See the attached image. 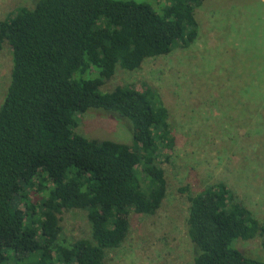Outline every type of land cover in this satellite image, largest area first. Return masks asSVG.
<instances>
[{"label": "trees", "instance_id": "16d2710c", "mask_svg": "<svg viewBox=\"0 0 264 264\" xmlns=\"http://www.w3.org/2000/svg\"><path fill=\"white\" fill-rule=\"evenodd\" d=\"M203 1L167 0L160 14L135 0H34L0 19V51L8 41L13 60L0 106V264H107V251L130 233L131 213L160 209V156L175 145L169 110L148 84L103 86L118 67L137 70L176 41L191 46ZM90 109L129 119L132 145L76 132ZM189 199L194 264H264L237 246L259 236L264 250V219L229 184ZM72 209L87 211L91 236L62 246L61 215Z\"/></svg>", "mask_w": 264, "mask_h": 264}, {"label": "rangeland", "instance_id": "374dc122", "mask_svg": "<svg viewBox=\"0 0 264 264\" xmlns=\"http://www.w3.org/2000/svg\"><path fill=\"white\" fill-rule=\"evenodd\" d=\"M135 1L149 3L160 14L167 6V0ZM33 2L0 0V19ZM195 17L199 35L191 46L176 41L169 54L149 58L137 70L118 67L103 86L104 91L144 83L156 88L175 136L173 149L160 156L167 179L160 209L152 215L131 213L130 233L120 247L107 251V264H194L189 198L209 184L226 182L255 217L264 219V0H204ZM12 67L6 41L0 51V106ZM120 117L90 109L75 131L132 145V122ZM61 225L62 246L91 236L85 210L64 211ZM261 243L258 236L237 246L264 260Z\"/></svg>", "mask_w": 264, "mask_h": 264}]
</instances>
